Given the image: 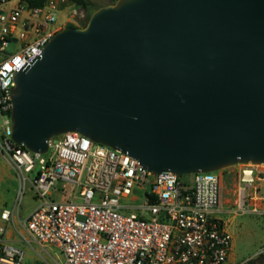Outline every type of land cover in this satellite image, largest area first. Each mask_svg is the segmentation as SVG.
Masks as SVG:
<instances>
[{
  "label": "water",
  "instance_id": "95a60500",
  "mask_svg": "<svg viewBox=\"0 0 264 264\" xmlns=\"http://www.w3.org/2000/svg\"><path fill=\"white\" fill-rule=\"evenodd\" d=\"M15 76L12 139L76 132L185 175L264 164V0H116Z\"/></svg>",
  "mask_w": 264,
  "mask_h": 264
},
{
  "label": "built area",
  "instance_id": "2783aa9c",
  "mask_svg": "<svg viewBox=\"0 0 264 264\" xmlns=\"http://www.w3.org/2000/svg\"><path fill=\"white\" fill-rule=\"evenodd\" d=\"M62 13L65 18L56 27ZM84 13L71 0H44L36 7L26 0H0V153L40 201L23 229L40 247L59 249L64 264H226L232 238L219 214L264 213V164H236L218 175L156 174L126 153L76 132L52 137L44 153L12 139L16 74L41 55L54 33L78 27ZM11 44L15 50L8 49ZM37 166L29 180L26 175ZM224 177L237 182L228 209ZM52 192L70 197L47 200ZM14 219V208L0 213V264L24 261V252L6 237Z\"/></svg>",
  "mask_w": 264,
  "mask_h": 264
},
{
  "label": "rangeland",
  "instance_id": "374dc122",
  "mask_svg": "<svg viewBox=\"0 0 264 264\" xmlns=\"http://www.w3.org/2000/svg\"><path fill=\"white\" fill-rule=\"evenodd\" d=\"M85 20L78 27L83 28L92 13L100 7L113 4L116 0H82ZM66 13V12H65ZM65 13L59 15L60 23L56 24L59 27ZM62 28L60 30H63ZM9 50H15L16 45L8 46ZM3 118L0 114V124ZM44 158H46L44 156ZM39 169L36 167L34 172L26 175L29 180L35 176V172ZM223 169L214 174L218 175ZM222 194L224 209H228L235 201V191L237 182L233 178H223ZM21 191V194H20ZM134 194L140 199L141 194L135 191ZM70 196L61 197L59 194L52 192L47 200L54 199L65 200ZM40 201L35 197L33 189L29 181L22 180L19 173L16 172L12 163L3 153H0V213L4 209H15L14 225L7 229L6 237L18 246L24 252L23 264H64L65 259L62 252L53 246L40 247L33 239H31L23 229L29 214L39 205ZM122 203H130L129 200H122ZM137 201L133 204H138ZM264 208V205H261ZM227 222V229L232 238V250L226 264H264V213H244L239 215L219 214Z\"/></svg>",
  "mask_w": 264,
  "mask_h": 264
},
{
  "label": "trees",
  "instance_id": "16d2710c",
  "mask_svg": "<svg viewBox=\"0 0 264 264\" xmlns=\"http://www.w3.org/2000/svg\"><path fill=\"white\" fill-rule=\"evenodd\" d=\"M31 6H40L44 0H26ZM73 2H75L77 5L83 7V1L82 0H71Z\"/></svg>",
  "mask_w": 264,
  "mask_h": 264
}]
</instances>
